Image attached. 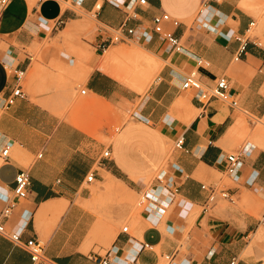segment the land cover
<instances>
[{"label":"crops","instance_id":"1","mask_svg":"<svg viewBox=\"0 0 264 264\" xmlns=\"http://www.w3.org/2000/svg\"><path fill=\"white\" fill-rule=\"evenodd\" d=\"M130 1L13 0L1 18L0 102L18 85L25 98L0 113V149L6 143L12 147L10 161L0 159V214L5 202L16 203L7 225L24 241L36 238L45 243L40 264H100L111 252V264H161L166 255L175 256L171 264H231L233 260L264 264L261 220L230 199V205L209 203L208 192L202 189L215 185L219 175L227 176L226 158L240 141L237 109L220 101L204 109L181 89L191 72L208 85L227 76L240 108L264 117V45L259 39L244 40L252 18L240 7L241 0H218L209 6L205 21H199L206 23L205 31H192L193 36L183 43L185 52L177 54L169 52L154 34L152 19L161 12L177 19L181 23L177 35L183 42L188 31L185 23L199 14L203 0H147V6L129 9ZM76 8L95 13L100 23L89 41L63 39L76 26L68 23L82 20ZM127 20L137 29L134 42L165 63L141 98L130 95L98 67L99 44ZM59 22L62 25L57 27ZM239 39L247 47L235 62ZM92 49L96 52L90 60L79 58ZM19 73H23L20 80ZM82 88L87 90L83 96L89 95L87 105H114L120 119L128 103L140 99L133 122L118 129L113 138L106 125L95 130L75 124L72 112ZM181 134L185 148L175 150L163 172L169 144H175ZM249 145L251 155L240 174L227 176L232 184H224L221 177L219 187L231 199L241 201L256 194L264 202V151ZM106 149L111 150L112 159L100 166ZM23 170L29 171L32 185L28 198L18 201L12 191ZM91 174L95 181L88 183ZM157 174L166 175L167 182L178 189L170 204H153L151 214L144 209L134 234H107L97 228V219L87 210L97 195L86 184L107 183V192H114L113 183L118 182L143 193L149 189L146 181ZM150 188L157 189L165 201L171 197L158 179ZM259 214L264 216V205ZM126 217L123 208L117 209L111 225ZM252 237L256 240L253 254L245 256ZM0 264L33 262L24 248L0 235Z\"/></svg>","mask_w":264,"mask_h":264},{"label":"rangeland","instance_id":"2","mask_svg":"<svg viewBox=\"0 0 264 264\" xmlns=\"http://www.w3.org/2000/svg\"><path fill=\"white\" fill-rule=\"evenodd\" d=\"M240 7L252 18V20L256 24L251 28V31L247 34L244 40L252 39L256 41L259 39L264 45V0H241ZM76 10L80 14L82 20L69 22L68 26H70L71 23H76L74 32L69 35L63 34V39L70 42L89 41V34L96 30L100 23L98 22L95 13L88 14L81 11L79 8H76ZM198 18L199 15L185 23L188 31L183 38L184 44H186L187 40H189L190 37L193 36L192 31L198 32V34H202L203 31H205L203 27L206 23H200L198 21ZM210 18L211 17H208L206 22H208ZM251 34L253 38L250 37L249 39L248 36ZM95 52L96 50L92 49V51L89 53L81 54L79 58L88 61L91 59L92 54ZM110 52L115 53L114 57L110 56ZM97 54L100 61L98 65L99 69L106 72L115 80L117 79V82L120 81L119 83L124 88H126L129 91V94L133 97L141 98L147 95L151 87L154 85L163 67L165 66L164 62L160 61L156 56L150 54L146 50L144 51L143 46L137 42H130L128 44H116L113 45L107 52H98ZM109 60L113 61V67H110L108 71H105L103 68V64H106L107 62H109ZM118 70L120 72L122 71L126 76L124 80H120L113 75L117 73ZM134 73L138 80L134 77L135 75L133 76ZM132 77L134 80L132 79ZM81 90L79 92V99L77 101L76 108L72 112V120L75 124L82 125L85 128H94L95 130L101 129L106 125L110 128L111 136L113 138L118 129L126 124L133 122L132 114L135 108L139 106L140 99H137V102L128 103V107L127 109H125V112H121L122 117L120 119L117 115V111L119 109L114 105L107 104L102 107L91 108L86 103L89 95H81ZM185 94H187L188 96L190 95L188 93ZM261 95H264V89L262 90ZM237 112L239 114V129L237 134L240 137V141L229 151V154L238 153L241 147L248 144L256 146L260 151H264V118L261 116L256 117L254 115H251L245 109L243 111L237 109ZM104 141L107 144L110 143L109 139H104ZM175 150V144L171 142L168 147V156L166 165L163 168V172L166 170L168 162L172 160V156ZM1 163L2 161L0 160V164ZM29 164L30 162L26 163L25 166L28 167ZM158 177L159 174L150 177L146 181L149 189L153 181L158 179ZM221 177L223 176L219 175L217 177V185L220 184ZM223 179L224 184H232L227 176H224ZM117 183L118 182L113 183L116 189L114 192H107V190L105 189L107 183L97 182L95 183L96 185L92 186H88L86 184L85 187L90 188L94 196L97 195V197L92 202H90V206L87 210L97 219V228L100 231H105L107 234L112 231L113 234H116L122 232L125 227H129V232L131 234H134V227L137 225L136 220L140 218L142 211L147 205V202L141 204L142 195L145 192L137 193L130 190L129 188H124ZM232 200L235 204L234 206L238 207L245 213L253 215L259 220L262 219V216L259 214V212L261 210V207L264 205V202L260 199L259 195L251 194L250 198H244L241 201L237 198H233ZM217 201L225 205H230L229 199L218 198ZM119 208H123V210L126 211L127 217L125 218V220L121 221L120 223L115 225V227H113L111 224L112 222H114V213ZM253 238L254 237H252L250 241V252H245V256L253 254L252 248L256 245V240ZM161 264H167L165 259L161 260Z\"/></svg>","mask_w":264,"mask_h":264},{"label":"built area","instance_id":"3","mask_svg":"<svg viewBox=\"0 0 264 264\" xmlns=\"http://www.w3.org/2000/svg\"><path fill=\"white\" fill-rule=\"evenodd\" d=\"M12 1L13 0H0V20L11 5ZM214 2H218V0H203L202 8L198 14V21H205L206 16L209 12V6H211V4ZM147 5V0H132L126 5V8L130 9L134 6L144 7ZM97 8H100V6H97ZM131 18L135 19L136 17L133 16ZM61 25L62 22H59L56 26L60 27ZM180 26L181 23L166 12H161L160 14L154 16V18L152 19V31L162 39L167 49L171 53L182 54L185 52V46L181 38L177 35V30L180 28ZM253 26H255L254 21L250 24L249 31ZM136 38L137 29L135 27H131L129 25V20H127L123 22L118 28L111 29V35L101 41L98 46V50L105 53L113 45L128 44L130 42H134ZM239 41H241V46L237 54L235 55V62L240 61L247 47V44H244L242 40L239 39ZM198 64L202 65V61H199ZM22 77L23 73H19L17 75L18 80L22 79ZM181 89L183 92L190 94V96L200 102L204 109L209 107L212 102L220 101L228 104L233 109H240L241 111H243L240 108L238 97H236L232 93L231 82L227 76L219 77L213 82L212 85H208L202 80L197 72H191L185 76L181 85ZM86 92L87 90L84 89L81 91V94L85 95ZM19 98H25V93L21 85L16 86L13 89L11 95L0 102V113L12 107ZM262 104L264 105V95L262 96ZM11 148V144L6 143L0 149V159L3 162L10 161ZM175 148L178 150H183L185 148V137L183 134H181L177 138L175 142ZM250 148L251 146L248 144L246 146H243L238 153L229 154L227 156L225 161L227 176L234 178L240 174L245 164L246 158L251 155ZM111 159L112 152L110 149H106L99 159V165L102 166L104 163L110 161ZM94 181L95 175L91 174L87 178V182L92 183ZM158 181L164 184L165 191L167 192L166 194L171 195V197L170 199L165 201L163 198L157 195V189L150 188L148 191H146L142 195L141 204L147 202L145 210L150 214L155 212V205L161 207V204H170L173 200L172 194L178 191L177 188L174 189V185L171 182H167L166 175H161L158 178ZM31 185L32 181L29 171H21L16 177L15 187L12 191L14 198L18 201L27 199L29 196ZM202 189L208 192L209 203L216 202L218 198L230 199L231 201H233L230 197V194L226 190L221 189L217 184L213 186L203 185ZM15 206L16 203L14 201L5 202V205L0 214V235L9 239L13 244L24 248L30 254L33 264H40L44 261L45 243L36 238L24 241L22 236L16 230L7 225V221L12 217ZM260 223L264 227V216L262 217ZM128 232L129 227H125L123 229V233L127 234ZM111 253H109V255L107 256L108 258L110 257ZM174 257L175 256L173 255H166L164 259L167 264H171L174 260ZM108 258L101 260L100 264H111V260ZM231 264H236V260H233Z\"/></svg>","mask_w":264,"mask_h":264},{"label":"bare ground","instance_id":"4","mask_svg":"<svg viewBox=\"0 0 264 264\" xmlns=\"http://www.w3.org/2000/svg\"><path fill=\"white\" fill-rule=\"evenodd\" d=\"M256 25V24H255ZM251 31V30H250ZM249 31V32H250ZM250 37H252V34L251 35H249L248 36V38L250 39ZM108 51V50H107ZM106 51V52H107ZM145 51V50H144ZM110 54V56L111 57H114V55H115V53L114 52H110L109 53ZM151 54V53H150ZM147 55H149V54H147ZM109 56V57H110ZM151 61V60H150ZM152 62V61H151ZM137 63V62H136ZM153 63V62H152ZM102 64V63H101ZM104 66H103V68H104V70L105 71H108V69L110 68V67H113V61L112 60H109V62H107L106 64H103ZM154 66H155V64H154ZM133 73V72H132ZM140 73V72H139ZM106 74V73H105ZM116 78H118V79H120V80H124L125 79V75L123 74V72L121 71H119L118 70V72L117 73H115V74H113ZM135 75V73L133 74V76ZM144 75V74H143ZM132 76V75H131ZM136 79H137V77H136V75L134 76ZM132 79H133V77H132ZM117 80V79H116ZM134 80V79H133ZM138 80V79H137ZM136 80V81H137ZM131 81V80H130ZM120 82V81H119ZM138 85V84H137ZM140 85V84H139ZM116 190V189H115Z\"/></svg>","mask_w":264,"mask_h":264}]
</instances>
